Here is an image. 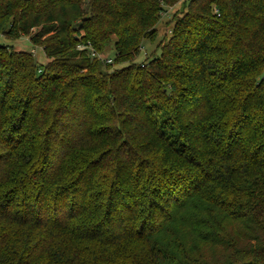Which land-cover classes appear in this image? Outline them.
Returning a JSON list of instances; mask_svg holds the SVG:
<instances>
[{"label":"trees","instance_id":"trees-1","mask_svg":"<svg viewBox=\"0 0 264 264\" xmlns=\"http://www.w3.org/2000/svg\"><path fill=\"white\" fill-rule=\"evenodd\" d=\"M83 1L0 0V264H264V0Z\"/></svg>","mask_w":264,"mask_h":264},{"label":"rangeland","instance_id":"rangeland-1","mask_svg":"<svg viewBox=\"0 0 264 264\" xmlns=\"http://www.w3.org/2000/svg\"><path fill=\"white\" fill-rule=\"evenodd\" d=\"M88 1L89 0L83 1L84 6L87 5ZM181 11L182 2H179L173 7H169L166 9V11L161 15L160 21L157 25L158 33L156 40L153 43H150L148 41L143 43V48L136 59L137 62H142L147 57H151V55L153 54L154 56L159 55V51L156 49V46L163 37L166 39L170 36V30L172 25L171 20L174 18L175 15L179 14ZM113 41L114 40L111 41L110 45L106 48L105 52L103 53V57L106 59H113L114 57ZM0 46H8L12 47V49L15 51L32 53V56L38 65H43L45 63V58L42 53V50L39 48L32 47L28 39L25 37H21L16 40H7L0 34Z\"/></svg>","mask_w":264,"mask_h":264},{"label":"built area","instance_id":"built-area-1","mask_svg":"<svg viewBox=\"0 0 264 264\" xmlns=\"http://www.w3.org/2000/svg\"><path fill=\"white\" fill-rule=\"evenodd\" d=\"M109 62V61H108Z\"/></svg>","mask_w":264,"mask_h":264}]
</instances>
